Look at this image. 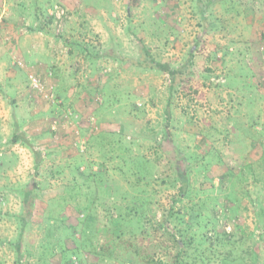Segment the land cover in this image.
Segmentation results:
<instances>
[{
  "label": "rangeland",
  "instance_id": "374dc122",
  "mask_svg": "<svg viewBox=\"0 0 264 264\" xmlns=\"http://www.w3.org/2000/svg\"><path fill=\"white\" fill-rule=\"evenodd\" d=\"M67 1L43 0L35 24L44 28L31 30V42L43 41L39 54L50 62L44 74L34 72L54 86L53 101L32 90L19 70L20 105L33 103L35 123L28 110L18 112L15 94L0 98V264H142L132 249L113 260L92 251L111 239L109 219H118L134 195L146 200L141 221L168 246L156 259L168 263L169 252H178L171 240L180 237L192 240L182 247L183 264L194 255L199 264H264V97L248 99L249 76L264 71V0L209 7L200 0ZM5 16L0 27L10 26ZM30 16L25 26L32 28ZM82 44L105 56L90 64ZM140 44L180 69L181 82L171 87L168 72L133 64L148 58ZM31 65L22 68L33 71ZM99 84L109 98L87 99ZM229 99L237 114L228 110ZM16 120L39 157L12 141ZM167 121L173 145L188 157L181 196L183 182L164 143ZM226 168L232 171L223 182ZM81 171L91 175V186ZM32 182L35 204L23 224L22 189ZM122 216L135 228L137 219ZM213 226L230 231L231 243L217 241ZM20 233L18 258L13 244Z\"/></svg>",
  "mask_w": 264,
  "mask_h": 264
},
{
  "label": "trees",
  "instance_id": "16d2710c",
  "mask_svg": "<svg viewBox=\"0 0 264 264\" xmlns=\"http://www.w3.org/2000/svg\"><path fill=\"white\" fill-rule=\"evenodd\" d=\"M218 1H221V0H206V2H202L200 0L199 3L201 4V6H208L209 7L212 3L215 4ZM201 6H200V10L202 12H204V7H201ZM64 19H65V17H64ZM206 23L207 22H204V25H206ZM204 30L206 31L205 28H204ZM261 41L264 42V31L261 33ZM82 46H83V50H84L83 54L89 55V56H85V57H87V58L89 57V63L92 65L96 64V61L100 60V57L105 56V53L101 52V51L97 52L95 54L87 52V48H89V45L82 44ZM140 47L142 48L141 51H142L143 55L148 56V58L146 61L131 60L133 64L139 65V66H149V67H153V68H156L158 70H161V71L168 72V74L172 78L171 87H173L175 85V83L181 82L180 69L171 68L167 63L156 61L154 58H152L149 55V52H150L149 48H147L144 44H140ZM249 77H250L249 86H250V88L253 87L254 89L253 88L251 89V94H253V95H251L248 99L251 100L252 96L264 97V71L260 72L258 74V76H255L253 74ZM260 77H261V80L259 79ZM182 85L183 84H181V86ZM186 85L182 87L183 90L187 89ZM259 90H261V91H259ZM194 91L198 92V87H196V89ZM184 93L187 94L186 92H184ZM101 95L106 97L105 99L109 98L105 93V89H104L103 84H99L97 86L96 92H94V94H90V95L86 94L87 99L89 96L91 98L90 100L96 99L98 102L100 101ZM189 99L191 100L192 98L190 97ZM229 103L230 104L228 106V110L232 113L237 114L238 110L236 108L235 109L233 108V104H232L233 100L231 102L229 99ZM170 105H171V96H169L168 101L166 103V107H165V113H166V119L167 120L170 118V112H171V109H170L171 106ZM187 111H189V110L187 109ZM196 111H197L196 108L191 110L190 113H191L192 117L195 115ZM186 114H188V112H186ZM168 121L164 125V127H165V129H164V132H165L164 143H166L165 148H167V150H171L172 156L174 157V160H175L174 168L176 169V172H177L176 173L177 178L179 177L180 181L183 182V184L181 183V185H180L179 195L181 196V195L186 193V186L185 185L187 184V182L185 180V172H186L187 168L185 167V165H186L185 163L188 162V157L183 155L181 153L182 151L173 145L172 140H171V134H170V131L168 128V125H169ZM92 129H94V128L92 127ZM92 131H95V130H92ZM25 134H26L25 132H21V131L17 132L14 135L15 137L12 138V141L16 142L18 140H21L22 143L30 146L31 151L33 152L34 156L39 157V155L41 154L40 150L35 145L28 142L29 141L28 136ZM117 134H119V133H117ZM195 147H196V149H198V148L201 149L200 145L195 144ZM195 154H196V156H195V158L194 157L193 158L195 160H197L198 154L197 153H195ZM192 155H194V154H192ZM125 160L128 161V160H132V159L127 158ZM224 161L226 162V160H224ZM226 170L227 171L224 172V175H222L220 178V180L223 182L225 181V177L228 180L229 176L231 175L230 173L232 171V170H229L227 168H226ZM80 174H81V176H83L85 178L86 181H88L87 178L90 179V177H91L90 174L88 175L83 171H81ZM95 176H98L97 171H95L94 176H92V177L95 178ZM92 179L88 181L87 186H91L93 184ZM34 189H35L34 182L28 184V186H26L25 188L22 189V190H24L23 191V198H22L23 210L20 213V218H21L23 224H25V222L29 218H31V216H32L33 207L35 204ZM261 195H262V198H264V193H262ZM134 196H135L136 200L134 201V203L127 205V208H126L125 212H123V213L125 214V216L137 219L136 224H134L135 228L128 227L127 224H125V223L123 224L121 222V221H123V216H122L123 213H121V215L120 214L116 215V217H119L118 219H114L113 217H111V219H109V222H108V231H107V232H109L108 235L111 237V239H107L106 241L102 242L99 246L94 247L92 250L93 253H95L97 256H99L102 259H105V260L106 259H108V260L112 259L113 260V259H117L119 256H122L125 254L130 255L129 252L128 253L124 252V250L128 251V250L132 249L133 250L132 253H134L133 255L137 256V258L140 259V262L142 264H183V262H182L183 258H181V255L186 254L185 253L186 251L183 250L182 247L184 245L189 246L192 243V240H187L186 242H184L183 239L180 237L176 238V239L173 238L171 240V242L173 244H175V246L178 248V252H176V253L169 252V259H168L169 262L168 263L156 259L157 254H159V253L166 254L168 246L165 244V242H161L159 240L157 233L155 232V228H153L152 230L151 229L149 230L148 229L149 226H147L146 224H144L141 221V219L148 212L146 210L147 207L145 206V203H144L146 200L145 199L143 200V198L141 197L143 195H134ZM260 211L264 212L263 206L260 207ZM211 230L213 231V234L217 237V241L225 243V244L231 243L229 240V236H231L232 233L230 234V231L227 232L223 228L222 232H221L222 233V237H221V233H218L216 231V226H213L211 228ZM179 232L182 233L181 230H179ZM149 234H150V237H149ZM234 243H236V242H234ZM21 246H22V236L20 233L17 242L15 244H13V247L15 248V250L18 254V256H17L18 258L22 255L21 254ZM200 258H201V256H199V258H196V256L194 255L193 259L189 263L190 264H199V260H201Z\"/></svg>",
  "mask_w": 264,
  "mask_h": 264
},
{
  "label": "crops",
  "instance_id": "0c3cea01",
  "mask_svg": "<svg viewBox=\"0 0 264 264\" xmlns=\"http://www.w3.org/2000/svg\"><path fill=\"white\" fill-rule=\"evenodd\" d=\"M60 1L68 3L67 0ZM42 2L43 0H0V17L4 12H6L8 16H5L4 21L10 24V26H3L4 24H2V26L0 27V31L2 34V36H0V98H2V96L4 95L8 96L9 98V96L11 95L10 93H13L15 94L16 99L12 98V101L13 99L18 100L17 105H20V100L23 99V95H25V92L23 89L19 88L18 77H16L15 73H18L19 70L26 76L28 69L19 67L18 65L13 67V65L11 64L13 60L12 58L16 56L15 64L17 59H26V61L24 60L25 62H33V65L30 66H33V71L43 74L48 71L47 65H50V62L48 63L44 61V59L39 54L40 46H42L43 41L40 44L31 42V30H35L36 32H39V34H41V30L44 28L40 25L36 26V24L40 23L38 20L39 18L37 19V15L39 12H41L40 7L43 5ZM31 14L36 19V21L33 23L32 28L29 26H25L28 22V19H26V17L30 18ZM37 36L39 35L37 34ZM26 55H31L34 57V59H27L25 57ZM31 105H33V103H31ZM31 105L30 102L26 104L27 109L25 107L23 108L21 105L16 107L18 108V112L20 113L24 110H28L30 112V125L35 123L34 119L36 114V112L34 111L31 112ZM15 126L16 128L19 127V125L17 124V120L15 122ZM17 131L24 132V130H22L21 128H18ZM17 142L22 143L21 140H18Z\"/></svg>",
  "mask_w": 264,
  "mask_h": 264
},
{
  "label": "built area",
  "instance_id": "2783aa9c",
  "mask_svg": "<svg viewBox=\"0 0 264 264\" xmlns=\"http://www.w3.org/2000/svg\"><path fill=\"white\" fill-rule=\"evenodd\" d=\"M56 15V14H55ZM63 14L60 16H55L57 20H60ZM17 65L19 67H25L26 62L24 63L22 60H17ZM25 65V66H24ZM28 79L30 82V87L35 92L41 94V96L47 101H53L54 94H53V85L48 83L44 78L37 75L34 71H28L27 73Z\"/></svg>",
  "mask_w": 264,
  "mask_h": 264
}]
</instances>
